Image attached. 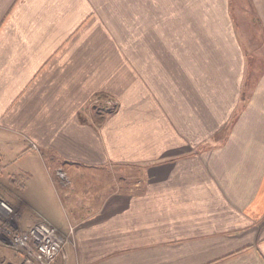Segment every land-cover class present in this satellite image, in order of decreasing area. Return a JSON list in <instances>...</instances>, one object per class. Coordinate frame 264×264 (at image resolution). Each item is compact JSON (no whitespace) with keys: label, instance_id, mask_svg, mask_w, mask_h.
I'll return each instance as SVG.
<instances>
[{"label":"crops","instance_id":"crops-1","mask_svg":"<svg viewBox=\"0 0 264 264\" xmlns=\"http://www.w3.org/2000/svg\"><path fill=\"white\" fill-rule=\"evenodd\" d=\"M22 1L0 0V27ZM250 3L264 28V0ZM6 28L0 188L24 206V228L40 220L64 235L61 264H264V72L245 98L243 55L227 108L159 103L126 63L93 68L81 35L54 47ZM97 92L119 100L99 122ZM59 160L94 179L78 189L68 178L60 190ZM1 242L0 264H16L18 251Z\"/></svg>","mask_w":264,"mask_h":264},{"label":"rangeland","instance_id":"rangeland-1","mask_svg":"<svg viewBox=\"0 0 264 264\" xmlns=\"http://www.w3.org/2000/svg\"><path fill=\"white\" fill-rule=\"evenodd\" d=\"M21 3L23 7L19 6L12 15L2 16L0 39L9 35L6 27H18L36 45L53 41L54 47L58 39L65 38L69 44L81 35L75 43L84 55L92 51L93 68L103 65L113 71L126 63L138 72L148 86L147 94L159 103L219 104L227 108L236 99L243 55L246 62L249 60L245 65L248 82L245 98L264 72V28L250 0H23ZM54 47H50V52ZM118 109L119 100L106 92H97L92 99V120L99 122L104 114ZM63 163L59 160L55 165L60 190L69 184L68 178L77 183L78 189H85L87 179H94L81 172L83 167L66 173L69 167ZM7 183L0 179V186ZM68 187L71 192L72 187ZM0 193L4 198H0V203L13 209L6 218L0 216V237L7 239H1L6 243L0 242L18 251L16 264H26L27 257L11 244L4 227L9 233L20 235L40 220L24 228L22 203L10 205L4 197L7 190L0 188ZM10 223L14 225L11 227ZM59 234L64 245L51 264L68 259V255L62 254L68 241Z\"/></svg>","mask_w":264,"mask_h":264},{"label":"built area","instance_id":"built-area-1","mask_svg":"<svg viewBox=\"0 0 264 264\" xmlns=\"http://www.w3.org/2000/svg\"><path fill=\"white\" fill-rule=\"evenodd\" d=\"M5 208L9 212L6 215L13 213L11 206ZM4 229L11 238V244L18 247L27 257L26 264H51L55 262L64 245V238L61 237L58 229L44 221L20 235L9 233L5 227Z\"/></svg>","mask_w":264,"mask_h":264},{"label":"bare ground","instance_id":"bare-ground-1","mask_svg":"<svg viewBox=\"0 0 264 264\" xmlns=\"http://www.w3.org/2000/svg\"><path fill=\"white\" fill-rule=\"evenodd\" d=\"M6 205H7V204L4 203V202L0 203V216H2V217H4V218H6V214L9 213V212H7V209L5 208V207H7ZM8 227H9V226H8ZM8 229H9V228H8Z\"/></svg>","mask_w":264,"mask_h":264}]
</instances>
